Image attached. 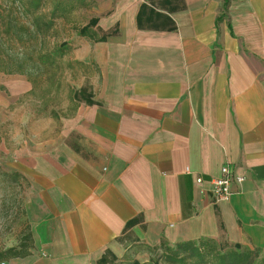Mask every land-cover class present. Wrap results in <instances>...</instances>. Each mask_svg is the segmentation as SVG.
I'll use <instances>...</instances> for the list:
<instances>
[{"label": "crops", "instance_id": "1", "mask_svg": "<svg viewBox=\"0 0 264 264\" xmlns=\"http://www.w3.org/2000/svg\"><path fill=\"white\" fill-rule=\"evenodd\" d=\"M86 1L93 103L8 163L30 183L33 249L5 264L203 239L264 250V0ZM224 166L244 181L213 204Z\"/></svg>", "mask_w": 264, "mask_h": 264}, {"label": "rangeland", "instance_id": "2", "mask_svg": "<svg viewBox=\"0 0 264 264\" xmlns=\"http://www.w3.org/2000/svg\"><path fill=\"white\" fill-rule=\"evenodd\" d=\"M2 6L7 11L4 2ZM91 16L90 10L85 8L73 10L69 14L70 24L63 29L57 26L55 38L51 34L45 43L39 37L19 41L17 36H12L14 31L9 36L0 29V253L21 244L29 246L30 252L33 249L32 238H26L32 231L25 207L30 183L8 163H15L21 151L47 149L54 144L58 133L64 130L66 119L75 115L76 109L84 103L85 94L97 86L95 61L87 60V57L83 62L79 60L88 53L95 55L97 47L91 40L76 37L71 31V24L80 22L82 25ZM13 17L20 27L27 25V20L21 18L17 10ZM56 40H66L70 48L61 62L64 69L48 68L45 71L33 67L37 56L50 49ZM23 60L26 61L25 73L4 72ZM67 63L72 65L71 68L65 67ZM32 67L34 71L29 73ZM80 90L86 92L84 96L79 94L77 100L70 99ZM53 113L57 116L54 117ZM134 252L130 248L125 252L110 253L105 257V264L148 263L150 254L147 250ZM10 260L2 261L5 264Z\"/></svg>", "mask_w": 264, "mask_h": 264}, {"label": "trees", "instance_id": "3", "mask_svg": "<svg viewBox=\"0 0 264 264\" xmlns=\"http://www.w3.org/2000/svg\"><path fill=\"white\" fill-rule=\"evenodd\" d=\"M0 2H4V5L8 7L6 11L0 3V29L9 36L10 32L14 31L15 35L12 36L14 38L17 36L19 41L25 40L27 37H39L44 41L51 34L55 38L56 31L54 29L57 26L62 29L68 26L70 24L69 14L73 10L89 6L86 0H0ZM16 10L21 18L27 20V25L20 27L16 18L13 17V12L16 13ZM95 24V20H91L85 26L77 22L71 24V31L75 33L76 37H86L96 42L101 41L102 38L97 37L94 29ZM15 30L22 31L24 34ZM69 50L66 40H56L50 49L37 56L33 67L45 71H48V68L62 70L64 68L61 62ZM25 62L23 60L21 63H14L12 69L4 72L9 74L25 73ZM71 66L67 63L65 67L71 68ZM33 67L28 71L29 73L34 71ZM85 93L84 90L74 92L70 99L77 100L79 94L84 96ZM82 101L92 104L90 93H86ZM53 116L56 117L57 113H53ZM26 238H32L31 234ZM146 250L150 254V258L148 263L144 264H264V250L245 249L227 241L212 239L180 242L171 246L161 243ZM30 254L29 246L21 244L18 248H10L1 252L0 264L4 263L2 260L22 259ZM99 264H105V259H101ZM132 264L141 263L136 261Z\"/></svg>", "mask_w": 264, "mask_h": 264}, {"label": "built area", "instance_id": "4", "mask_svg": "<svg viewBox=\"0 0 264 264\" xmlns=\"http://www.w3.org/2000/svg\"><path fill=\"white\" fill-rule=\"evenodd\" d=\"M243 181L244 179L242 177L234 178L227 166L222 167L220 170V177L210 181L212 203L220 204L228 202L233 195L232 184L240 186ZM196 183L201 184L202 179L197 178Z\"/></svg>", "mask_w": 264, "mask_h": 264}]
</instances>
